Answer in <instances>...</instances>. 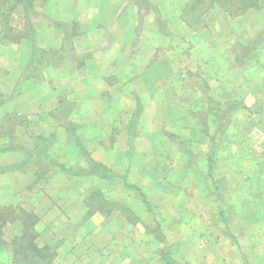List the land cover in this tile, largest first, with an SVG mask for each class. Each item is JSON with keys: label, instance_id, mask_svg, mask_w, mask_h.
I'll use <instances>...</instances> for the list:
<instances>
[{"label": "rangeland", "instance_id": "374dc122", "mask_svg": "<svg viewBox=\"0 0 264 264\" xmlns=\"http://www.w3.org/2000/svg\"><path fill=\"white\" fill-rule=\"evenodd\" d=\"M32 1L6 18L21 39L0 42V209L39 216L54 264H264V48L242 69L229 57L264 25V0L231 23L186 0H120L106 23L102 0L92 22L55 10L74 0ZM152 25L170 37L167 87L144 80ZM88 59L112 65L92 67L101 81Z\"/></svg>", "mask_w": 264, "mask_h": 264}, {"label": "trees", "instance_id": "16d2710c", "mask_svg": "<svg viewBox=\"0 0 264 264\" xmlns=\"http://www.w3.org/2000/svg\"><path fill=\"white\" fill-rule=\"evenodd\" d=\"M259 0H191L187 5L189 10H199L202 8L201 13H205L213 8L215 5L220 7L231 17H237L245 14L249 9L257 7ZM4 0H0L2 4ZM0 4V7H1ZM23 4L26 15L33 9L32 0H14L8 8L0 10V21H2V30L0 31V42L3 40L19 41L21 39L20 33L14 34L12 28H7L8 22L6 18L8 14L12 13L19 5ZM3 18V20H1ZM5 19V20H4ZM262 34L258 38L248 45H238L236 50L237 62L241 65L247 60L261 55L264 48L262 41ZM219 122V121H218ZM217 123V122H216ZM221 125H217V128ZM218 128V129H219ZM225 131V128L222 129ZM94 166L104 170V164L94 161ZM39 222V216L34 211H28L25 208H2L0 209V246H13L12 256L15 264H54L56 252L50 251L51 245L44 244L40 246L38 244L39 233L36 229V225ZM10 223H19L20 234L13 237L11 241H7L4 235V228Z\"/></svg>", "mask_w": 264, "mask_h": 264}, {"label": "crops", "instance_id": "0c3cea01", "mask_svg": "<svg viewBox=\"0 0 264 264\" xmlns=\"http://www.w3.org/2000/svg\"><path fill=\"white\" fill-rule=\"evenodd\" d=\"M120 0H102V3H97V11H98V15H99V18H100V22H105L108 21L112 16H116L118 18V21L120 20L121 21V18H122V14H121V10H122V4H120L119 2ZM191 0H186L184 6L188 5L190 3ZM77 3L75 4V0L73 1V4L72 5H67V3L69 4V2H67L63 7L61 6H57L56 7V11H65V14L67 15V13L71 10H79L80 11V15L82 17H84L85 21L88 20L90 22L92 21H96V19L93 17L94 14H91V11L94 9L95 7V4L96 2L94 0H78L76 1ZM217 7V6H215ZM58 8V9H57ZM60 8L62 10H60ZM220 11L219 12H222V17L223 19L225 20V22L227 21L228 23H231L233 18L228 15L226 12H224L222 9H219ZM56 11H54L55 15L57 16H60L61 13H57ZM216 10L211 8L210 9V13L208 14L209 16L212 15L211 13L212 12H215ZM181 12H179V16L177 15L176 17L179 18V20H182V16L180 14ZM93 15V16H92ZM97 15V16H98ZM208 16V17H209ZM88 17V18H86ZM93 17V19H91ZM181 17V19H180ZM211 18V17H210ZM239 18V17H238ZM82 19V18H81ZM239 19H244L243 16H240ZM106 20V21H105ZM211 20V19H210ZM209 19H207L206 17V21H210ZM129 32L131 34V38H130V44H129V47H127V49L129 51H132L134 48L136 49L137 48V43L136 42H133L134 41V37H136V31L134 30L135 26L133 25H129ZM184 27V26H182ZM227 25L224 26V29H227ZM128 27H126L127 29ZM151 30H148L147 33H146V37L149 38L150 36V40L147 41V43L145 42H141V44H139V46L141 48H144V49H149V51H151L150 53V59L148 61H146V67L144 69V80L145 81H148V82H152V81H160V82H164V85L166 84V82H168V69H167V66H168V58H167V53H168V48H170V44H169V39L170 37H168V30L166 29H161L159 28V26H156V25H152L150 26ZM127 31V30H126ZM264 32V25L262 26V28L257 32V34L249 41L247 39H244V35H241L242 38H239L238 40H236V42L233 43L232 45V51L229 55L230 59H232V61L230 62V67H238L240 69H242L244 67V64H239L237 62V59H236V50H237V46L238 45H241V44H244V45H248L250 43H253L257 38L258 36H260V34H262ZM127 33V32H126ZM135 33V34H134ZM90 33L86 34V38H83V40L85 41H88V39H93L92 35H90ZM152 38H154L156 41H153ZM153 41V42H152ZM201 43V42H200ZM200 47V46H199ZM231 47V46H230ZM202 48V47H201ZM204 50L206 52H204L205 55H207L206 53L212 49H214V46H212L211 44H208L207 47H203ZM198 48L196 47V50ZM198 52V57L199 58L201 55H202V52L201 50H197ZM158 52L161 53V57L160 58H157V57H154V55H156ZM128 53H131V52H128ZM129 55V54H128ZM164 55V56H163ZM202 57V56H201ZM206 59V58H205ZM216 60V59H214ZM209 62V60H206V62ZM87 65L90 68L92 67H95L96 68V65L98 69L101 70V72H104L105 70H108L110 69V67H108L110 63H102L101 65L104 66V67H101V65H99L97 62H95L94 59H88L87 60ZM94 69L92 68L90 74L88 73L87 75V78L88 76L91 77V74L92 75H96L94 76L97 80H100L103 79V77L101 76V78L99 76H97L96 72L93 71ZM99 71H97L98 73ZM64 75V74H63ZM166 86V85H165ZM167 87V86H166ZM166 91V88L163 89V92ZM115 173V172H114ZM38 225H39V222L37 223L36 225V229L38 231ZM39 239L40 237H38V244L40 245L39 243ZM48 244V243H47ZM44 245V244H43ZM43 245H40V246H43Z\"/></svg>", "mask_w": 264, "mask_h": 264}]
</instances>
